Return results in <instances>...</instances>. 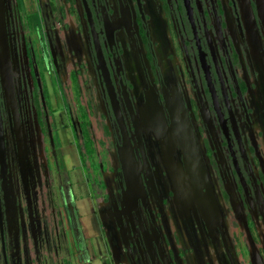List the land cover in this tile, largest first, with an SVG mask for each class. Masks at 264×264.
<instances>
[{
	"label": "flooded vegetation",
	"instance_id": "af4514ba",
	"mask_svg": "<svg viewBox=\"0 0 264 264\" xmlns=\"http://www.w3.org/2000/svg\"><path fill=\"white\" fill-rule=\"evenodd\" d=\"M79 2L119 161L117 191L108 206L98 203L96 208L112 260L182 264L177 244L185 238L189 253L199 254L201 245L211 246L218 264H231L228 249L236 264L227 243L223 206L205 161L201 130L217 155L225 189L233 193L235 179L250 214L264 221V186L251 156V149L257 155L261 149L257 146L264 142V0ZM158 20L176 46L173 55L180 60L181 78L165 76L161 69L152 35ZM17 46L11 5L0 0V59L7 71L5 84L0 74L3 264H13L10 251L17 248L25 230L17 176L21 171L26 181L34 146L28 107L20 93ZM183 112L210 182V189L202 186L201 192L205 197L208 190L214 194L218 219H203L199 196L186 185L172 124V118ZM232 207L235 213L242 211L240 204ZM198 262L202 264L199 258ZM254 264H264V253H255Z\"/></svg>",
	"mask_w": 264,
	"mask_h": 264
},
{
	"label": "rangeland",
	"instance_id": "374dc122",
	"mask_svg": "<svg viewBox=\"0 0 264 264\" xmlns=\"http://www.w3.org/2000/svg\"><path fill=\"white\" fill-rule=\"evenodd\" d=\"M8 2L18 41L16 60L22 104L28 107L34 142L26 181L21 171L17 176L18 209L25 219V230L17 248L11 249V258L13 264H88L85 250L90 253L91 246L83 241L65 240L62 235V221L72 212L73 194L61 152L60 129H69V137L79 150L82 174L96 208L98 203L108 206L111 202L120 171L114 131L93 65L85 18L80 15L79 0ZM158 21L152 35L157 41L161 69L165 76L181 78L180 60L173 55L176 46ZM201 132L209 175L223 206L229 249L236 264H254L255 253H264V221L250 214L235 179L233 193L225 189L216 164L217 155L205 132ZM257 147L261 149L257 155L251 149V156L264 186V142ZM233 204H240L242 211L235 213ZM98 221L102 225L99 216ZM115 241L111 237L110 242ZM177 245L182 264H187L185 258L191 248Z\"/></svg>",
	"mask_w": 264,
	"mask_h": 264
},
{
	"label": "crops",
	"instance_id": "0c3cea01",
	"mask_svg": "<svg viewBox=\"0 0 264 264\" xmlns=\"http://www.w3.org/2000/svg\"><path fill=\"white\" fill-rule=\"evenodd\" d=\"M69 133V129L64 126L59 131L61 152L65 157L64 163L69 172L68 176L71 181L72 189L71 194H73L72 215L70 213L67 219L62 221V235L65 237V240H72L73 242L83 241L91 246L90 253H88L85 248L88 264H115V261L112 260L110 256L107 241L103 236L100 221H98L92 193L82 174V160L79 150L71 141ZM180 246L181 248L189 247L187 239L181 238ZM177 247L179 248V246ZM78 252L80 255L83 254V252H80V249ZM82 256H84V254ZM186 257L187 264H199L198 258L202 264L212 262V264H218V258L211 246L206 248L204 245H201L199 254L188 253ZM116 264L132 263L129 258H122Z\"/></svg>",
	"mask_w": 264,
	"mask_h": 264
},
{
	"label": "water",
	"instance_id": "95a60500",
	"mask_svg": "<svg viewBox=\"0 0 264 264\" xmlns=\"http://www.w3.org/2000/svg\"><path fill=\"white\" fill-rule=\"evenodd\" d=\"M98 60L100 64L102 65L103 58L99 50H98ZM0 74L2 77L3 84H5V81L7 78V71L5 70L4 65L2 64L1 59H0ZM177 110L178 112L182 111L180 107H178ZM172 124H173V129L176 135V142L182 151L183 162H184V166L187 172L186 179H185L186 185L188 189H193V191L199 196L197 199V202H198L201 216L203 217L205 221H208V219L211 217H215L216 219H218V214H219L218 204H217L216 198L214 197V194L212 193L211 190H208L207 195L205 197L201 192L202 186H207L208 189H210V182L208 180L206 166H205L198 142L196 140L193 128L191 126V123L186 113L183 112L182 115L178 113L177 116L172 118ZM180 124L185 126L186 131L183 133L188 143L187 142L182 143V136L178 128ZM219 158L220 160H222L220 153H219ZM200 198H203V199H200ZM225 245H226V242H225ZM227 252H228L231 264H234L233 259L228 249H227Z\"/></svg>",
	"mask_w": 264,
	"mask_h": 264
},
{
	"label": "bare ground",
	"instance_id": "6f19581e",
	"mask_svg": "<svg viewBox=\"0 0 264 264\" xmlns=\"http://www.w3.org/2000/svg\"><path fill=\"white\" fill-rule=\"evenodd\" d=\"M162 124V123H161ZM178 128H179V130H180V133H181V136H182V143H185V142H187V140H186V138H185V135H184V133L183 132H185L186 130H185V126H183V125H181L180 124V126H178ZM173 131H174V129H173ZM175 132V131H174ZM188 143V142H187ZM185 145V144H184ZM200 199H203V198H200Z\"/></svg>",
	"mask_w": 264,
	"mask_h": 264
}]
</instances>
